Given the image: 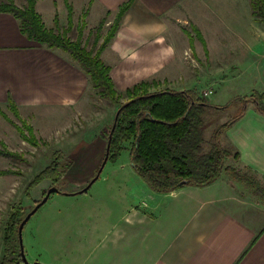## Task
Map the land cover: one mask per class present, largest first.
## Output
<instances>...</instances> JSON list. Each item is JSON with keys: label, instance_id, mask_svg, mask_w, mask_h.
Segmentation results:
<instances>
[{"label": "crops", "instance_id": "0c3cea01", "mask_svg": "<svg viewBox=\"0 0 264 264\" xmlns=\"http://www.w3.org/2000/svg\"><path fill=\"white\" fill-rule=\"evenodd\" d=\"M14 1L18 6L22 3ZM127 1L69 0L74 10L90 9V15L98 9L100 17L103 11L116 13ZM202 5L208 9L205 18ZM64 8L67 10L64 0H37L36 9L48 27H53L56 13L60 15ZM190 24L201 31L207 52L198 39L194 51L191 49L183 32ZM186 45L194 53L193 65L186 56ZM102 58L111 67V77L120 92L154 80L180 90L196 89L209 81L213 86L226 82L227 74H240L253 67L258 70V66L261 70L264 22L252 16L250 0H223L222 4L218 0H209V4L207 0H134ZM208 72L223 77L208 81L201 76ZM93 98L98 99L88 76L68 54L29 40L22 34L18 19L0 12L3 112H10V104H14L37 137L41 131L52 134L71 128L79 115L78 132L84 139L71 156L95 152L96 159L106 151L107 139L102 133L114 119V110L107 105L104 115L100 113L102 125L95 126L99 106ZM109 108L113 111L107 116ZM4 121L0 115L1 142ZM55 122L58 124L53 126ZM223 144L239 154L237 166L264 180V115L255 107L250 106L228 130ZM111 184L120 186L122 182L112 180ZM81 194H52L56 203L52 205L58 206L51 211V226L59 229L60 223L64 224L54 248L65 262L57 264H264V201L223 174L208 186H183L166 194L153 192L144 183L128 212L119 210V200L128 195L124 193L95 195L90 209L81 204L67 207L70 196ZM106 199H114L112 208L103 209L101 202ZM82 209L83 213H78ZM10 211L11 206L7 219ZM76 213L87 220V226L80 229L83 234L77 228L80 217ZM99 214L104 215L99 224L88 225ZM54 232L58 238L59 230Z\"/></svg>", "mask_w": 264, "mask_h": 264}, {"label": "trees", "instance_id": "16d2710c", "mask_svg": "<svg viewBox=\"0 0 264 264\" xmlns=\"http://www.w3.org/2000/svg\"><path fill=\"white\" fill-rule=\"evenodd\" d=\"M133 1L128 0L120 6L104 37L102 31L107 21L105 17L100 20L95 32H91L94 41L90 48L83 42V31L87 26L85 20L89 9L84 11L83 18L79 22L78 38L72 40L68 36L74 26V8L69 0H64L68 11L65 29H60L58 13L53 27L45 25L36 9L37 0H25V5L22 7L16 5L14 0H2L0 12L10 13L18 19L22 34L29 40L48 49H57L68 54L71 61L88 76L90 89L95 97L117 107L109 128L104 160L107 158V162L115 161L127 149V145L131 144L129 153L134 171L149 189L156 193H171L183 186L205 187L219 180L224 172L231 174L236 180L247 183L252 191L258 192V183L250 177L244 178L236 174L233 168L226 165L228 160L233 158L238 161L240 157L233 147L223 144V138L247 112L248 103L254 104L256 110L264 115V95L257 94L251 98L235 99L243 101L242 110L228 121L219 124L211 138L207 140L205 131L208 128L206 121L208 110H227L235 100L219 107L208 103L193 89L187 91L161 89L163 85L155 80L142 81L124 92L117 90L110 74L111 67L103 60L102 55L116 37L123 17L131 8ZM250 5L252 16L264 22V0H250ZM107 15H110V12H107ZM183 32L187 35L193 51L195 39H198L207 52L206 42L197 26L190 24V29H183ZM10 110L16 118L22 119L17 107L12 103ZM0 115L5 120L11 121L1 109ZM22 122H24L22 126H19L12 121L26 142L37 148L42 144L47 145L37 138L31 125L24 120ZM0 145H2L0 155L23 161L19 153L9 151L1 141ZM63 159V152L60 150L53 152L52 162L26 186L27 198L31 191L46 179L52 181V187H58L62 193H66L58 183L72 162L64 163ZM18 172L14 169L0 170V176L17 175ZM19 205L13 206L6 224L4 237L6 245L1 264L11 262L9 260L11 253L6 254V251L9 252L11 249L9 243L14 236L19 237V226L25 219L21 204ZM19 260L20 263H24L22 255H19Z\"/></svg>", "mask_w": 264, "mask_h": 264}, {"label": "rangeland", "instance_id": "374dc122", "mask_svg": "<svg viewBox=\"0 0 264 264\" xmlns=\"http://www.w3.org/2000/svg\"><path fill=\"white\" fill-rule=\"evenodd\" d=\"M20 1H22V3L19 6L22 7L25 4V0H17L18 3ZM207 1L209 4V0ZM222 2L223 0H218V4H222ZM202 8V15L205 18L208 9L205 5H202ZM85 10L86 9H82V7H77V9L74 10V26L68 34V36L71 37L72 40H76L78 38V25L81 19L83 18L82 15ZM90 11L91 10L89 9V12ZM56 12H58V10ZM107 12H110V15H107L105 11H103L101 15V17H105L107 21L102 31L103 37L109 30L111 23L113 22L117 13H112L111 11ZM51 14L52 13H50L49 15ZM44 15L46 16V14ZM67 16V10H65V8L60 9V15L58 13L60 29H65L67 27ZM101 17L98 9L92 11L90 15H87V18L85 20L87 26L83 31V42L87 43L88 48L91 47L94 41V35L92 34V36L91 32H95L94 30L98 26L99 21L102 19ZM188 29H190L189 26ZM186 49L188 50L186 55L188 57V60L192 62V65L195 64L193 61L194 53L190 50L189 46L187 45ZM262 60L263 61H261V70H259L258 66V70H256V67H253L251 70L247 72L245 71L240 74H227L228 80L226 82H221L213 86L212 82H210L209 80H211L212 78H217L216 76H218L220 79L223 77V74H215L208 72L203 73L201 75L199 73L201 76L204 77V79L206 78L209 83L207 84V82H205L198 84L196 89L193 90L198 92V95L203 96L206 101L211 105H217L219 107H222L239 97L251 98L253 95L256 96L257 94L264 95V59ZM191 68L193 70V67ZM161 84L165 86L160 87L161 89H174L173 87H167L166 84ZM175 90L187 91L188 89ZM94 100L96 101V105L99 106L97 107L99 109L95 110L96 114L99 115L97 116L94 122V124L96 123L95 126H98L102 125V114L104 115L106 109L108 108L107 105H109L110 103H108L106 100ZM123 101L125 100L123 99ZM250 106L254 107V104H252L251 102L248 103V108ZM112 107L114 110V114L112 117H114L116 114L117 107L114 105H112ZM242 107L243 101L235 100L233 105L227 110L215 111L213 109H209L208 114L206 116L208 128L205 131L207 140L211 138L213 131L219 124H222L228 121V119H231L233 116H236L242 110ZM111 109L107 111V116H110V113H112L113 110ZM100 113H102L101 117ZM6 114L11 121H4L1 135L2 142L5 143V147L9 151L19 153L22 156L23 161L0 155V170L14 169L15 171H19L17 175L0 176L3 177L0 179V210H3H1L2 212L0 216V264L4 255V249L6 245L3 238V236L5 237L4 229L6 228V224L10 216L9 215L7 219V210H10V206L12 209L13 206H20L19 204H21L22 212L24 214L23 218H25L26 215H28V213L34 208L36 203L41 201L45 197V194H47L46 192L52 187L51 180L46 179L41 182L36 188L31 191L30 196L28 198L25 196V189L28 183L32 181L33 178L41 172V170H43L47 165L52 162L53 152L55 150H60L61 152H63L64 163L70 161L72 162L71 166L66 170L65 175L58 183L59 185H61L62 190L64 192H80L81 190L86 188L88 184L95 180V178L98 177V180L88 190L83 192L84 194L70 196V199L68 201L71 202V204L67 207H73L75 204H81L85 208L90 209L93 203L91 197H94L95 195L124 193L128 195H123V197L119 200V210H122V212H128L133 205L134 197L142 193V189L145 182L141 177L136 174L131 164L129 153L131 144L127 145V149L124 150L115 161H108L106 164H104L106 151L104 152V154H101V156L97 157L96 159L94 158V155H96L95 152L77 153V155L75 154V156H71V151L79 146L78 144L80 140H82V138L84 139V137L81 136L82 134L78 132V126H80L79 123L82 120L81 117L78 115V118H75L76 121L74 122L73 126L66 130H57L52 134H46L40 130L42 133L38 132L37 138L46 142L47 145H39L38 148L40 149H36L23 139V137L20 135V133L12 123V121H14L19 126H22V123H24L22 122L24 120L22 116L21 118L23 120H20L14 116L12 111H8V113L6 112ZM112 122L113 120L110 122V125L105 130H103L102 134L103 137L106 139H108L109 128ZM55 124L58 123L55 122L53 126ZM58 128L62 129L61 126H58ZM1 149L2 145H0V150ZM235 162L237 161L232 158L228 160L226 165L233 168L236 174H240V176L244 178L245 176L250 177L256 183H258V192L252 191V189L249 188L247 183H243L239 180H236L231 174L228 175L226 172H224L223 176L229 181L236 182L237 184H242V186L247 188L250 194L256 195V197L254 196V198L264 201V192H262L264 190V180L257 175H252V172L248 171L247 169L240 167L239 165L237 166V163ZM112 180H118V182L121 181L122 184L120 186L113 185L111 184ZM79 181H85V183H79ZM53 197L54 196L52 195L49 200L27 222L22 232V242L20 241L19 237L15 235L12 241L9 243L12 251L11 249H9V252L6 251V254L11 253V256L9 257V260H11V262H7L6 264H23L20 263L19 260V255H21L22 249L26 260L30 264H34L36 262L40 264H51L52 261H55L56 264L59 262H65L63 255H59L57 248H54L55 245H57V239H59L62 234L64 224L60 223L59 229L54 226H51V211L55 207L57 208L58 206L52 205V203L56 204L55 200L52 201ZM62 202H67V199H63ZM101 203L104 205L103 209L112 208L114 205V199H109V201L108 199H106L104 202ZM59 209L62 210L63 207H60ZM80 212L83 213V209L81 211H78V213ZM78 213L76 214L78 215V217H80ZM98 216L99 217L96 218L93 217L91 221H89L88 225H98L99 221L104 218V215L99 214ZM86 221L82 218V216L80 217V220H78L79 224L77 226L79 231L80 229L85 228V226H87ZM72 226L73 225H71L70 227ZM53 230H59L58 238ZM81 234H83V232H81ZM84 234L86 235V231H84Z\"/></svg>", "mask_w": 264, "mask_h": 264}, {"label": "water", "instance_id": "95a60500", "mask_svg": "<svg viewBox=\"0 0 264 264\" xmlns=\"http://www.w3.org/2000/svg\"><path fill=\"white\" fill-rule=\"evenodd\" d=\"M115 127V124L113 125V128ZM107 163V158L104 160V164ZM98 179L95 178V180H93L90 184L87 185L86 188H84L83 190H81L80 192H77V193H83L87 190V188H90L92 186V184ZM55 193H62L60 191V189L58 187H51L48 191H47V194L45 195V197L42 199V201L37 204V206H35V208L25 217V219L22 221V223L20 224L19 226V239L20 241L22 242V232H23V229L25 227V225L27 224V222L31 219V217L38 211V209L44 205L47 200L49 199L50 195L52 194H55ZM21 255H22V260L24 262V264H30L27 260H26V257L24 256L23 254V249L21 250Z\"/></svg>", "mask_w": 264, "mask_h": 264}, {"label": "built area", "instance_id": "2783aa9c", "mask_svg": "<svg viewBox=\"0 0 264 264\" xmlns=\"http://www.w3.org/2000/svg\"><path fill=\"white\" fill-rule=\"evenodd\" d=\"M206 95H207V93H206Z\"/></svg>", "mask_w": 264, "mask_h": 264}]
</instances>
